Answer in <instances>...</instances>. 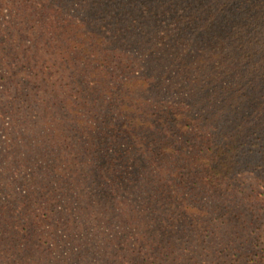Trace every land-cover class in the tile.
<instances>
[{"label":"trees","instance_id":"16d2710c","mask_svg":"<svg viewBox=\"0 0 264 264\" xmlns=\"http://www.w3.org/2000/svg\"><path fill=\"white\" fill-rule=\"evenodd\" d=\"M0 264H264V0H0Z\"/></svg>","mask_w":264,"mask_h":264}]
</instances>
